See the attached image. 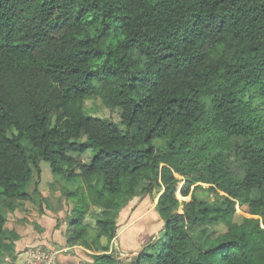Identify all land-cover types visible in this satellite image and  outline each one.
<instances>
[{
	"label": "trees",
	"instance_id": "16d2710c",
	"mask_svg": "<svg viewBox=\"0 0 264 264\" xmlns=\"http://www.w3.org/2000/svg\"><path fill=\"white\" fill-rule=\"evenodd\" d=\"M92 98L120 122L87 115ZM41 161L79 183L66 243L90 252L83 264H126L106 252L143 182L162 186L163 228L135 264H264V0H0V252L13 259L4 209L30 198Z\"/></svg>",
	"mask_w": 264,
	"mask_h": 264
},
{
	"label": "rangeland",
	"instance_id": "374dc122",
	"mask_svg": "<svg viewBox=\"0 0 264 264\" xmlns=\"http://www.w3.org/2000/svg\"><path fill=\"white\" fill-rule=\"evenodd\" d=\"M84 109L86 114L92 117L108 119L115 123L120 122L118 110L110 111L102 104L99 98L87 100ZM91 156L92 154L87 152L80 159L83 162H88ZM39 166L41 178L37 177L36 171L33 170L32 179L28 185V192L31 194L30 198L28 200L15 201L16 211L14 213L9 212L8 209H4L6 212V226H11L13 223L19 224L23 235L27 237L33 236L41 240L44 238L41 233L46 229L49 235L52 233V237L46 235V238H50L51 240L50 244L46 245L51 247L71 245V249L65 253L69 256H77L80 259L76 260V262L75 260H69L66 262L67 264L91 262L90 252L88 253L80 249L79 243L75 244L74 241L66 243L67 222L70 217V211L74 206L73 201L67 198L66 192L76 188L79 184L78 181L67 182L62 178L53 176L48 164L43 161L39 163ZM234 166L236 169L237 166ZM146 185V182L141 183L137 187L135 196L119 211L116 219V234L106 252L113 254L117 259L126 264H131V257L124 250H133L130 253L136 254L148 243L155 240L163 228V222L156 210L157 199L162 191V186L159 184L148 193L144 191ZM34 186L36 187V191H33ZM191 190L198 199L206 203L216 201L217 195L210 190L207 184L197 183ZM101 211L99 207L91 206L90 212L86 216L85 222L93 230L95 228V218L101 216ZM248 216L244 209L236 205V215L234 218L236 222L240 223L243 217ZM38 218H40V224H37ZM207 228L212 237L225 231L223 225L207 226ZM94 232L95 230L91 233L93 234ZM101 242L105 244L106 239L102 238ZM75 245H77L76 248L72 247ZM91 253L94 252L92 251ZM21 258H23V255ZM21 258L15 260L9 254L0 252V264H18ZM140 264H149V262L142 261Z\"/></svg>",
	"mask_w": 264,
	"mask_h": 264
},
{
	"label": "crops",
	"instance_id": "0c3cea01",
	"mask_svg": "<svg viewBox=\"0 0 264 264\" xmlns=\"http://www.w3.org/2000/svg\"><path fill=\"white\" fill-rule=\"evenodd\" d=\"M16 210H14L12 213H14ZM40 224V218L37 219V224ZM7 224V221L5 223V228H7L8 230L10 231H15L18 235V239L14 242V259L18 260L19 258L22 257L26 247L28 246H34V245H38L39 243L40 244H50V238H46V235L48 237H52V233H50L51 235L48 234V232L46 231V229H44L42 231L41 234H43V239H39V238H36V237H27L25 235L22 234L21 232V226L19 224H15L13 223V225L11 226H6ZM118 238V237H117ZM118 240V239H117ZM49 241V242H48ZM119 245V244H118ZM57 247H67L68 248V251L71 249V245H66V246H57ZM72 247H77V245L75 246H72ZM79 248L82 249L83 251H86L89 253L88 250L84 249L81 245H79ZM67 251V252H68ZM124 251H127V252H132L133 250H124ZM66 252V253H67ZM66 253L62 254L60 257H59V264H67L66 262H68L69 260H80L77 256H69L67 255ZM66 254V255H65ZM18 257V258H17ZM23 258H24V255H23ZM21 258V259H23ZM77 264V263H76Z\"/></svg>",
	"mask_w": 264,
	"mask_h": 264
},
{
	"label": "built area",
	"instance_id": "2783aa9c",
	"mask_svg": "<svg viewBox=\"0 0 264 264\" xmlns=\"http://www.w3.org/2000/svg\"><path fill=\"white\" fill-rule=\"evenodd\" d=\"M68 251L67 247H51L45 244L26 247L18 264H59V257Z\"/></svg>",
	"mask_w": 264,
	"mask_h": 264
},
{
	"label": "water",
	"instance_id": "95a60500",
	"mask_svg": "<svg viewBox=\"0 0 264 264\" xmlns=\"http://www.w3.org/2000/svg\"><path fill=\"white\" fill-rule=\"evenodd\" d=\"M140 252H141V251H138L136 254H132V253H130V252L127 253V254H129L130 257H131V261H130L131 264H135V261L137 260V256H138V254H139Z\"/></svg>",
	"mask_w": 264,
	"mask_h": 264
}]
</instances>
